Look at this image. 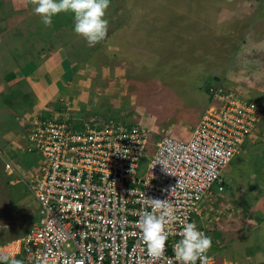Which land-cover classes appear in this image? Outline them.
<instances>
[{"label": "built area", "instance_id": "1", "mask_svg": "<svg viewBox=\"0 0 264 264\" xmlns=\"http://www.w3.org/2000/svg\"><path fill=\"white\" fill-rule=\"evenodd\" d=\"M208 91L211 102L186 139L156 138L145 123L96 112L34 120L27 150L42 160L29 179L20 178L38 202V219L23 235L1 241L0 251L24 264H182L173 252L181 221L195 222L205 194L224 190L226 166L264 119V101L223 85ZM6 169L15 172L10 161ZM151 198H167L178 216L160 255L148 253L138 227ZM197 227L212 238L204 264H236L217 257L210 229Z\"/></svg>", "mask_w": 264, "mask_h": 264}, {"label": "rangeland", "instance_id": "2", "mask_svg": "<svg viewBox=\"0 0 264 264\" xmlns=\"http://www.w3.org/2000/svg\"><path fill=\"white\" fill-rule=\"evenodd\" d=\"M228 1L229 0H208V14H204L201 19L206 21L207 24H210V20L213 17L217 25L213 29L212 35L206 34L207 36H205V33L202 32H200L202 35L197 33L191 34V40L194 39L197 45V47L192 50L200 54L197 59L194 58L197 56L193 57L189 54L192 50L185 49L184 44L186 43H182L183 47L180 49H174L175 47H173V45H167L165 47L167 54L164 56V59L165 61L171 62L169 64L167 63L168 65H161V68H159V65H152L154 62H151L152 60H156V56L159 52L156 50L155 53L150 51H154L152 48L153 46H151L152 39L148 46L150 48L148 53L153 55V58L149 56L145 58V42H148V39L153 37L154 33L152 32L154 30H151L150 33L145 32L148 27L151 29L155 27L158 18L154 17L153 11H157L161 7L160 2L162 4L165 0H109L105 15L108 21V30L105 38L91 46L86 39L85 41L80 40L79 42L81 43H78V46L76 45L69 49L72 54V65L66 66H68L69 70L67 75L72 74V71L74 72L75 68L79 67L80 76H88L93 73L94 76H92L91 79L94 80L97 77H101L97 74L99 69L98 62H103L98 55L94 58L93 53L99 50L101 45L105 43V47L99 50V52H101L102 58H105V62L109 61L108 63L111 66L102 65L101 69L103 70L108 67L111 71L108 70L109 72H106L107 77H104L106 81H102L105 85L116 84V87H110V89H113L111 92L114 90L117 92L118 90V96L112 97V99L109 98L111 100H109L110 102L107 104L106 102L108 101L105 99L106 96L101 97L103 98V104H99L96 102L97 99H89L83 96L73 98L66 95L61 96L59 99L58 97H52L57 91L55 90L54 92V90H50L51 97L48 96V101L43 105L46 106L44 111L39 108L36 109L33 106L30 108L29 112L18 116L16 119L18 124L17 128L23 129L25 127L28 143V135L30 129L36 126L34 125V120L36 119L40 121L44 120V118L51 119L67 115L78 118L80 116H88L89 112L95 113L96 110V113L106 118L118 117L119 120H133L138 123H145V114H148L151 119H153L152 121L160 122V125L167 127L172 123L174 118L179 119V117L186 112L179 104H186L191 101H202L201 96L204 95V93L202 94L203 90H194L188 86H192L194 83L202 80L203 76L201 75V71L206 69V66L201 67L203 64L213 67V70L218 71V73L222 71L228 76L227 79L221 81L216 78L209 79L206 84L207 90H209L211 85H223L228 88L229 91L232 90L237 92L242 98L244 97L247 100L261 102L264 96L261 94V88H264V74H260L259 68L264 66V27L260 32L252 31L245 33V37L247 36L249 40H247L244 45L243 43H235L233 41L235 36L232 37L231 33H236L233 29L237 24L234 22L235 16L232 14V9L236 11L237 7L241 8L242 5V8L244 7L247 12L245 14L251 16L248 21H253L256 11L258 14L264 13V0H233L231 3ZM185 4L189 5V2ZM184 5L179 7H182L184 10ZM223 7L228 8L231 12L226 10L229 11V13H222ZM170 8L169 5L162 9L169 10ZM234 13L237 14V12ZM192 15H194V13H192ZM73 26L74 16L70 11H61L54 15L51 25L45 26L42 24L39 14L33 12L31 0H0V32L5 31L4 42L1 43L0 40V72L6 70L5 68L7 67L2 69L4 65L1 61H8V57L18 64L22 58L33 56V53L34 55L39 52L42 53L40 47L35 48L33 45H42V43H45V37H49V35L52 36L53 33L57 32V28H59L57 32L58 36L61 32L60 29L63 27L70 28L68 30L70 34L65 35L68 39V41L66 40L67 43L72 39H76L78 36H81L82 39V35L73 31ZM228 26L230 27V37L227 35ZM246 28L247 24L242 27L243 30ZM147 34H150L149 37H147ZM109 36L113 39L115 44L118 43L115 49L111 48V50L107 47L105 40H107L106 38ZM145 36L147 37L146 39ZM255 39H257L258 44L255 43ZM55 40L54 47L60 42L58 38H55ZM223 41H226L227 44L223 43ZM63 42H65V40H63ZM245 47L246 50H244ZM238 49H240L239 52H237ZM174 51H178L180 54H176ZM246 52L248 55L244 58ZM12 55L13 57H11ZM234 57L236 60L233 62ZM191 58H193L192 64L194 65L189 67L188 64H190L189 61ZM76 60L86 61L87 64L82 65ZM182 60L187 61L183 63ZM252 60L259 62L251 65L250 62L252 63ZM236 61H240V65L247 62V64H245V69H247L248 66L250 69L246 73L242 72L243 68L238 71L236 66H231V64L237 65ZM196 63H199L201 66L196 65ZM229 63L230 66L228 67L224 65ZM13 67H15V65ZM99 72L101 73L100 69ZM103 73L104 72H102L101 75H103ZM126 75L127 80L125 82L124 79ZM237 75L242 76V81L240 82L248 81L246 83L252 85L250 90H241L243 87L241 88V85L237 82ZM215 77L218 78L217 75H215ZM111 78L114 79L111 80ZM24 80L25 79L16 82L15 88L18 83H21L22 91H27ZM244 88L247 89V87ZM85 90L89 92V90ZM173 92L176 94L174 98L169 97ZM29 99L30 98H25V101L27 102ZM4 101L6 100L2 97L0 99V107H4ZM174 101L177 102L176 105L178 107L172 109L169 104ZM104 104L107 105V109H105ZM95 105H100L101 107H98L99 109H93ZM13 107L17 109V105ZM110 107H113L112 112L110 111ZM7 109V115L10 114V111L13 112L12 109ZM35 111H37L36 114L40 113L43 115L39 114V116L33 117ZM168 116L171 117L172 121L171 119H167ZM6 117L7 116H4V118ZM5 121L8 122L9 120L6 119ZM14 122L15 120H13V123ZM13 123L8 122L7 124L12 126ZM3 124L0 123V127H2ZM181 127L182 125L178 123L175 127V134H173V136L181 137L178 135ZM171 131L173 132V130H169V132ZM1 134V136L9 135L6 132H2ZM162 135V133L160 134V130L156 132V138ZM255 136L264 138L263 128L259 129ZM2 139L3 140L0 142V242L1 240L7 239L6 237L10 239L21 235L28 227L29 223L32 224L34 220L38 219V211H36L34 217L30 215L34 211V206L36 204L34 195L28 190L24 183L14 182L17 178L13 177L12 173L4 168L5 163L1 156H10L12 159H10L11 161L19 162L25 170L30 169L33 163H35V160H42L41 154L38 151H24L23 149L16 151L14 157H12L11 151L7 152V147L11 144L10 136L7 138L5 137V139L2 137ZM25 161L27 162L26 164ZM147 164L148 158L144 157L140 173L144 172L143 169H146ZM227 177H233L231 172ZM30 218L32 219L30 220ZM6 229L8 230V235L5 233ZM2 230H4L3 233L6 236L1 235ZM251 232L252 233H244L240 237L234 235L232 238H227V235H224L225 237L222 238L223 241L219 244L215 240L214 251L217 257L224 258V256L231 252L234 255V259L240 260L242 264L264 260V223L260 224ZM211 233L215 238L218 237H216V234H221L218 231H211ZM220 236L223 237V234ZM247 256H249L250 260H247Z\"/></svg>", "mask_w": 264, "mask_h": 264}, {"label": "crops", "instance_id": "3", "mask_svg": "<svg viewBox=\"0 0 264 264\" xmlns=\"http://www.w3.org/2000/svg\"><path fill=\"white\" fill-rule=\"evenodd\" d=\"M231 1L233 0H229L228 2L231 3ZM188 2L189 5H186L185 3ZM207 3L208 0H165V2L164 3L162 2V4L160 2L161 9L159 8L157 11H153L154 17L158 18L157 23L153 29L148 27L147 31L145 32V33L147 32L150 33L151 30H154L152 32L154 33L153 37L149 38L148 42H145V58L146 56L153 58V55L148 53V51L150 50L148 46L151 42V39H152L151 46H153L152 48L154 49V51L152 50L150 51L153 53L159 51L156 56V60L151 61L154 62V64L152 65H159V68H161V65H166L167 63L169 64L171 62V61H165L164 59V56L167 54L165 50V47L167 45L168 46L173 45V47H175L174 49H180L183 47L182 43H186L184 44L185 49L192 50L193 48L197 47L196 41L194 39L191 40L192 33H197L200 35H202V33H205L204 34L205 36L212 35L213 29L217 25L216 20H214L212 17V19L210 20V24H207L206 21H203L201 19L204 16V14H208ZM169 5L171 7L169 10L162 9L163 7H167ZM183 5L185 6L184 10L182 7H179ZM226 10L229 9L223 7L222 13H229L230 10L229 11ZM234 12H237V14ZM192 13H194V15H192ZM245 13L247 12L244 7L242 8V5L241 8L237 7L236 11L232 9V14L235 16L234 22L237 23L236 27H234L233 29L236 33L234 32L231 33L232 37L235 36L233 38V41L237 44L243 43V45L246 43L247 40H249L247 39V36L245 37V33L252 31L260 32V30L261 29L263 30L264 27V13L258 14V12L256 11L253 21H248L251 16ZM245 24H247V28L243 30L242 27H244ZM69 29L70 28L68 27L67 28L63 27L62 29H60L61 32L59 36L56 35L55 37L54 34L52 35L60 40V42L57 43L56 47L52 45L53 37L49 35V37H45L46 42L42 43V45L31 44L35 48L40 47L42 53L41 52L37 54L35 53L36 55H34L33 53V56L31 55L32 57L30 56L24 59L22 58L20 59V63L18 64L16 63V61L11 60V58L9 59V57L7 59L8 61L5 60L1 61L2 64L4 65L2 69H4V67L7 68H5L6 70L4 71L2 70V72H0V99L4 97V99L6 100L3 102L4 107L2 106L3 104L1 105L2 107H0V123L1 124L4 123L3 126L0 127L1 128L0 142L3 140L2 137H4L5 139V137L7 138L8 136H10L11 144L7 147V152L11 151V155H13L12 157H14L16 151H19L21 149H23L24 151L27 150V138H26L27 135L25 134V127L23 129L17 128L18 124L16 122V119L18 118V116L29 112L30 108H32L33 106L36 109L39 108L44 111V108L46 106L43 105L45 104L46 101H48L49 98L48 96L51 97V94L49 92L50 90H54V92L55 90L57 91V93H55L52 97H56V98L58 97L60 99L61 96H66V95L73 98L74 97L79 98V96H83L89 99L95 98L97 99L96 102H98L99 104L100 103L103 104L102 103L103 98L101 97L106 96L105 99H107L108 101L106 102L107 104L110 102L109 100H111L112 97L118 96V90L117 92L116 90L111 92V90L113 89H110V87L111 88L116 87L115 86L116 84L105 85L103 83V81H106L104 78L107 77L106 72H109L108 70H110V68L108 69V67H106L105 69L102 70L101 66L102 65L109 67L111 66L108 63L109 61L105 62V58H102L101 52H99V50L105 47V43L101 45V48L99 50L93 53L94 58L97 55L101 57L100 60L103 63L98 62V65L101 73L104 72L103 73L104 76L101 75L99 69L97 74H99L101 77H97L94 80L91 79L92 76H94L93 73L88 76L86 75L80 76L79 67L75 68V70L73 68L74 72L72 71V74L67 75L69 70H68V66L66 65L69 66L72 65L71 63L72 54L70 53L69 49L75 47L76 45L78 46L79 45L78 43H81L79 42L80 40L85 41V38L82 37L81 39V36H78L76 39H72L67 43L66 40L68 41V39L67 37H65V35L70 34L68 33ZM229 32H230V27L228 26L227 35H229L230 37L231 35ZM242 32L244 35L242 34ZM4 34L5 31L0 32L1 43L4 42V38H5ZM149 35L150 34H147V37H149ZM147 37L145 36V39ZM106 39L107 40L105 41L107 43L108 49L111 48L115 49L118 43L115 44L110 36ZM63 40H65V42H63ZM223 43L227 44L226 41H223ZM255 43L258 44L257 39H255ZM239 50L240 49H238L237 52H239ZM244 50H246V47L244 48ZM174 53L180 54V52L178 51H174ZM189 54H191L193 57L197 56L194 57L196 59L200 56V54H197V52L193 50L192 52L190 51ZM247 55L248 53L246 52L244 58H246ZM11 57H13V55ZM192 60L193 58H191V60L189 61L190 63L188 64L189 67L194 65L192 64L193 63ZM235 60L236 58L234 57L233 62ZM76 61L81 63L82 65L87 64L86 61H82V60H76ZM185 61L187 60H182L183 63H185ZM257 62L259 61L252 60V63L250 62V64L253 65ZM236 63L237 65L231 64V66L233 67L236 66L238 68L237 69L238 71H240V69L243 68L242 72L246 73L250 69L249 66L247 67V69H245V64H247V62L241 65H240L241 63L240 61H236ZM14 65L15 67H13ZM196 65L201 66L199 63H196ZM224 65L228 67L230 66V63ZM204 66H206V69L201 71V75L203 76L202 80L194 83L192 86H188L189 88H193L194 90H198V89L203 90L202 94L204 93L203 95L204 98L203 96H201L202 98L201 102L191 101L189 103L187 102L186 104H179L182 107V109H184L186 112L183 113L179 117V119L174 118L173 121L171 117L168 116L167 119H171L172 123L167 127L160 125V122L152 121L153 119H151L150 115L145 114V124L150 126L154 130L155 135L156 132H159V130H160V134L167 133L173 135L175 134V127L177 126L178 123H180L182 127L179 129L180 133L178 135L181 136L179 138L183 137L184 139L190 136L191 129L199 122L204 110L208 107V105L211 102V98L206 88L207 87L206 84L208 83V80L212 78H216L218 80L220 79L221 81L227 79L228 77L226 73H223L222 71L218 73V71L213 70V67H210L207 64H203L201 67ZM263 67L259 68L261 75L262 73L264 74ZM215 75H217L218 78L215 77ZM23 79H25L24 80L25 88L27 91L24 90L22 91L21 83H18L17 87L15 88L16 86L15 83L20 82L21 80L23 81ZM113 79L114 78H111V80ZM124 80L126 82L127 75L125 76ZM240 81H242V76L237 75V82H239L241 88L243 87V89L241 88L240 89L247 91L251 89L250 87L252 85L250 83L248 84L246 83L248 81L246 82H240ZM244 87H247V89H245ZM85 89L89 90V92L86 91ZM261 94L264 95V88H261ZM175 95L176 94L173 92L169 97L174 98ZM25 98H30V99L29 101L26 102ZM106 104H104L105 109H107ZM176 104H177L176 101L170 102L169 106L170 108L174 109L178 107ZM15 105H17V109H14L13 107ZM98 107L100 108L101 106L95 105L93 109H99ZM7 108L13 110V112L10 111L9 115H7V110H8ZM110 108H111L110 111L112 112L113 107ZM95 112H97V110ZM36 113L37 111H35L33 117L39 116L40 113L39 114ZM4 116L7 117L4 118ZM6 119L9 120L8 121L9 123L10 122L13 123V120H15V122L12 124V126H9L10 124L9 125L7 124L8 122L5 121ZM261 128H263L264 130V122L260 125L259 129ZM169 130H173V132L172 131L169 132ZM258 131L254 132V134H252L246 140V142L242 146L241 151L237 153L234 156V158L231 160V162L226 166L224 170V178H225L224 190L222 192H218L215 186L211 190V192L206 193L204 199L201 202V205L199 206L197 213L195 214L194 221L198 226H207L211 231H215V232L218 231L221 234H223V237L220 236L221 234L220 235L216 234V237L218 236L217 238L214 237L215 240L218 242V244L221 243V241H223L222 238L225 237L224 235H227L226 236L227 238H232L234 235L240 237L244 233H248V232L252 233L251 231H254L260 224L264 223V138H262L261 136L259 137L255 136ZM2 132H6L9 135L1 136ZM1 157H3L2 159L4 160L5 163L4 165L5 169H6L7 161L13 163L15 167L14 170L15 172L14 174H12V176L17 178V180H15L14 182L24 183L26 186L27 184L24 180L29 179V174L33 172L34 169H37L40 164V159L38 161L35 160V163H33L32 167L28 170H25L19 164V162L17 163L15 161H11L12 159L10 158V156L2 155ZM26 163L27 162L25 161V164ZM230 172L233 176L232 178L227 177V175L230 174ZM20 176H24V180L21 179ZM35 201L36 204L34 206V211L30 214L33 215V217L36 211H38V202L36 198ZM31 219L32 218H30V220ZM34 222L35 220L33 221L32 224L29 223L28 227L23 231V233H21V235H23L34 224ZM3 232L4 230H2L1 235H5ZM5 233H7L8 235L7 229ZM6 238L8 239L9 237ZM224 258L227 259L229 258L236 264H242L240 260L234 259V255L231 252L228 253L226 256H224ZM247 260H250L249 256H247Z\"/></svg>", "mask_w": 264, "mask_h": 264}, {"label": "clouds", "instance_id": "4", "mask_svg": "<svg viewBox=\"0 0 264 264\" xmlns=\"http://www.w3.org/2000/svg\"><path fill=\"white\" fill-rule=\"evenodd\" d=\"M31 2L33 12L39 14L45 26L51 25L54 15L61 11H70L74 16L73 31L82 35L90 46L106 36L108 21L105 15L109 0H31ZM207 92L211 98L208 90ZM263 122L264 119L261 124ZM260 125L254 132L260 128ZM164 167L168 171L165 165ZM149 204L151 210L140 213L138 227L148 253L160 255L165 249L167 238L172 234L173 230L170 226L178 220V216L175 207L167 198H151ZM181 224L179 231L181 239L173 244V252L177 260L182 264H196L199 259L201 264H204L212 238L201 231L195 222L181 221ZM0 264H23V262L7 251H0Z\"/></svg>", "mask_w": 264, "mask_h": 264}, {"label": "trees", "instance_id": "5", "mask_svg": "<svg viewBox=\"0 0 264 264\" xmlns=\"http://www.w3.org/2000/svg\"><path fill=\"white\" fill-rule=\"evenodd\" d=\"M61 24H63V23H61ZM64 28H66V27H64ZM59 31V28H57V32ZM57 32H55V33H53L54 35H55V37H56V35H57ZM52 34V33H51ZM58 36V35H57ZM53 38H52V45H54V42H56V40H55V37L54 36H52ZM55 40V41H54ZM5 240V239H4ZM4 240H1V241H4Z\"/></svg>", "mask_w": 264, "mask_h": 264}]
</instances>
